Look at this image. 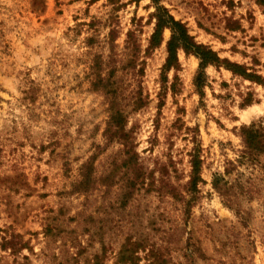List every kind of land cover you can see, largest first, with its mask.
I'll list each match as a JSON object with an SVG mask.
<instances>
[{"label": "rangeland", "instance_id": "1", "mask_svg": "<svg viewBox=\"0 0 264 264\" xmlns=\"http://www.w3.org/2000/svg\"><path fill=\"white\" fill-rule=\"evenodd\" d=\"M161 4L242 70H164L150 0H0V264H264V153L240 134L264 119V0Z\"/></svg>", "mask_w": 264, "mask_h": 264}, {"label": "trees", "instance_id": "2", "mask_svg": "<svg viewBox=\"0 0 264 264\" xmlns=\"http://www.w3.org/2000/svg\"><path fill=\"white\" fill-rule=\"evenodd\" d=\"M155 6V13L153 17L155 19V28L150 41V48H155L162 44L163 31L169 29L171 31V37L167 42V59L164 66V70L170 71L172 69L178 71L179 62L177 53L179 50L190 54L193 53L200 59V70L203 72L204 68L209 64L227 63L232 67V71L237 73L234 68L241 69V66L229 63L227 60H222L220 57L209 47L202 44H197L194 38L189 34L187 27L177 21L161 3L162 0H150ZM128 43L134 33L129 31L127 34ZM141 51L137 45H134L130 50V57L126 61L127 67L131 68L136 77H142L144 75V61L140 56ZM240 75L246 78H256L260 80L258 75H252L247 73V69H243ZM201 75H198V88H202ZM202 94V93H201ZM137 105L142 103V98H139L135 102ZM140 108L139 106H137ZM128 117L124 115L123 111L115 112L108 123L106 134L110 135V138H117V140L124 143L129 142L130 131L127 132ZM240 134L244 142L245 149L242 151L241 158L243 161H257L261 154L264 153V119L258 122H254L249 126H243L240 129ZM200 160L192 159V173L190 179V187L197 186L200 179ZM137 162V166H138ZM140 167V166H139ZM140 169V168H139ZM214 186H217L214 183Z\"/></svg>", "mask_w": 264, "mask_h": 264}, {"label": "bare ground", "instance_id": "3", "mask_svg": "<svg viewBox=\"0 0 264 264\" xmlns=\"http://www.w3.org/2000/svg\"><path fill=\"white\" fill-rule=\"evenodd\" d=\"M251 115V112H246L243 116L244 119H247Z\"/></svg>", "mask_w": 264, "mask_h": 264}]
</instances>
